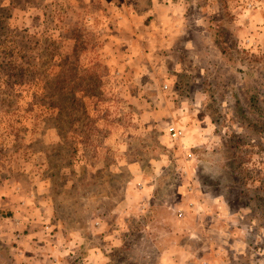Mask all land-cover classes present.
<instances>
[{
    "label": "rangeland",
    "instance_id": "rangeland-1",
    "mask_svg": "<svg viewBox=\"0 0 264 264\" xmlns=\"http://www.w3.org/2000/svg\"><path fill=\"white\" fill-rule=\"evenodd\" d=\"M0 264H264V0H0Z\"/></svg>",
    "mask_w": 264,
    "mask_h": 264
},
{
    "label": "crops",
    "instance_id": "crops-1",
    "mask_svg": "<svg viewBox=\"0 0 264 264\" xmlns=\"http://www.w3.org/2000/svg\"><path fill=\"white\" fill-rule=\"evenodd\" d=\"M158 8H161V9H163V10H166V9H169V7L167 6V5H165L164 3H162V4H158L157 6H156V11H157V9ZM128 13H131L130 11L128 12ZM173 17V16H172ZM174 18V17H173ZM175 19V18H174ZM127 31L128 32H134L135 31V28H134V26L133 27H130V26H127ZM165 31H167L166 30V27H165V25L164 24H160V25H146V24H142V26H141V28L138 30V32L139 33H142L145 37L144 38H141V40L142 39H146V40H148V42L150 43V34L151 33H164ZM147 36H146V35ZM148 38V39H147ZM150 38V39H149ZM140 40V42L141 43H143V41H141ZM145 40V41H146ZM140 42H138V43H140Z\"/></svg>",
    "mask_w": 264,
    "mask_h": 264
},
{
    "label": "built area",
    "instance_id": "built-area-1",
    "mask_svg": "<svg viewBox=\"0 0 264 264\" xmlns=\"http://www.w3.org/2000/svg\"><path fill=\"white\" fill-rule=\"evenodd\" d=\"M170 131H172V136H173V137H176L178 134L181 133L180 131H176V130H174L173 127L170 128Z\"/></svg>",
    "mask_w": 264,
    "mask_h": 264
}]
</instances>
